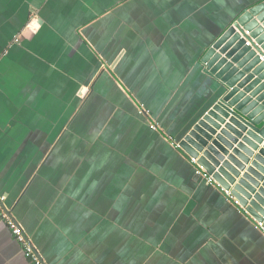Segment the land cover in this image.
I'll return each instance as SVG.
<instances>
[{
    "label": "crops",
    "instance_id": "crops-1",
    "mask_svg": "<svg viewBox=\"0 0 264 264\" xmlns=\"http://www.w3.org/2000/svg\"><path fill=\"white\" fill-rule=\"evenodd\" d=\"M262 2L0 0V197L43 264H264L179 148L217 100L204 52ZM0 264H33L1 212Z\"/></svg>",
    "mask_w": 264,
    "mask_h": 264
},
{
    "label": "water",
    "instance_id": "water-1",
    "mask_svg": "<svg viewBox=\"0 0 264 264\" xmlns=\"http://www.w3.org/2000/svg\"><path fill=\"white\" fill-rule=\"evenodd\" d=\"M200 61L217 100L179 148L264 231V2L238 17ZM240 132L247 137L237 143Z\"/></svg>",
    "mask_w": 264,
    "mask_h": 264
},
{
    "label": "built area",
    "instance_id": "built-area-1",
    "mask_svg": "<svg viewBox=\"0 0 264 264\" xmlns=\"http://www.w3.org/2000/svg\"><path fill=\"white\" fill-rule=\"evenodd\" d=\"M146 111L142 110V113H145ZM196 163V161H193ZM197 175L201 176L203 174L202 170H197ZM231 199L233 197L230 195V193L225 192ZM5 197H0V212L2 218L5 220L7 225L9 226L13 236L16 238V240L21 244L23 251L25 253V256L31 260L33 264H43L41 258L39 257L37 251L34 249V247L31 245L30 240L22 230V228L13 220V218L10 216L8 210L3 207Z\"/></svg>",
    "mask_w": 264,
    "mask_h": 264
}]
</instances>
